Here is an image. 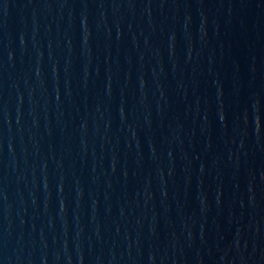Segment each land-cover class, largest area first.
Returning <instances> with one entry per match:
<instances>
[{"label":"water","instance_id":"obj_1","mask_svg":"<svg viewBox=\"0 0 264 264\" xmlns=\"http://www.w3.org/2000/svg\"><path fill=\"white\" fill-rule=\"evenodd\" d=\"M0 264H264V0H0Z\"/></svg>","mask_w":264,"mask_h":264}]
</instances>
